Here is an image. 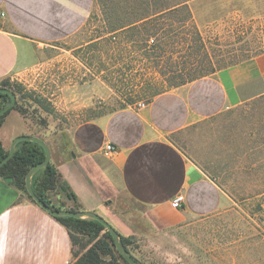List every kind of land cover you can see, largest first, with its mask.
I'll use <instances>...</instances> for the list:
<instances>
[{
    "label": "crops",
    "instance_id": "obj_1",
    "mask_svg": "<svg viewBox=\"0 0 264 264\" xmlns=\"http://www.w3.org/2000/svg\"><path fill=\"white\" fill-rule=\"evenodd\" d=\"M94 5L95 0H0V81L32 68L41 46L76 34ZM261 95L264 53L163 91L142 107L81 116L70 127H59L53 133L57 140L46 139L59 184L75 197L61 187L52 193L68 207L98 213L124 236L165 234L216 213L232 198L175 135ZM11 113L17 119L9 125ZM19 135L39 136L29 118L11 109L0 127L5 149ZM107 143L116 151L107 154ZM178 193L185 203L175 209L171 200ZM127 201L139 213L124 210ZM72 256L67 227L0 177V264H70Z\"/></svg>",
    "mask_w": 264,
    "mask_h": 264
},
{
    "label": "rangeland",
    "instance_id": "obj_2",
    "mask_svg": "<svg viewBox=\"0 0 264 264\" xmlns=\"http://www.w3.org/2000/svg\"><path fill=\"white\" fill-rule=\"evenodd\" d=\"M153 1L95 0L89 19L76 34L41 46L39 61L12 79L22 84V94L43 96L42 105L29 97L21 100L38 137L57 140L53 133L81 116L148 103L151 93L176 87L169 84V78L177 75L171 70L201 63L195 61L197 55L185 62L188 52L178 41L190 32L188 27L160 26L164 37L153 34L143 43L137 35L114 31L143 15ZM189 4L212 54L238 45L239 38L228 37L229 29L264 16V0H189ZM206 57L202 53L198 59L207 64ZM220 63H215L216 71L229 62ZM89 102L90 107H78ZM16 119L11 113L7 123L15 124ZM175 141L229 194L231 204L191 218L169 233L131 235L130 253L144 264H264V95L197 122L175 135ZM52 192L49 198L55 205L72 208L58 202ZM121 206L130 214L139 213V207L128 201Z\"/></svg>",
    "mask_w": 264,
    "mask_h": 264
},
{
    "label": "trees",
    "instance_id": "obj_3",
    "mask_svg": "<svg viewBox=\"0 0 264 264\" xmlns=\"http://www.w3.org/2000/svg\"><path fill=\"white\" fill-rule=\"evenodd\" d=\"M256 22L259 23V26L255 27L253 25ZM160 26H179L177 29L190 28L187 36L184 35L178 41L186 49V52H188L187 58L189 59L185 62L191 63V57L197 55L199 58L203 53L204 56H207L206 63L210 65L203 64V60L200 61L198 58H195V61L201 63L196 65L197 67L187 66L183 63L185 64L183 68L171 70V72L177 74L175 78H169V84L173 86L183 85L215 73L217 69L215 63L221 64L220 61L223 63L229 62L220 66V69H223L264 53L263 16L262 19H253L250 24L234 26L229 29L228 37L234 36L239 38V42L237 41L238 45H233L232 43L235 49L232 47L227 52L221 49L219 54H212L211 49L213 48H210L208 45L209 41L201 35L197 28L198 25L194 21L189 0H167L165 2L160 0L157 2L154 0L152 3L149 2V8L143 15L136 17L133 21L116 27L114 31L122 29V33L124 34L130 33L131 35H137L143 43V41H148V37L153 34L160 35L161 38L164 37L165 33H160L162 29ZM152 41L155 40L152 39ZM196 46L198 49H196ZM146 47L147 45L145 47L143 46L146 51L145 53H149ZM0 86L10 89L15 95L21 94V97L17 98L11 109L18 110L26 118H29V108L21 102L22 99L24 100L29 97L35 103L39 105L43 104V96L41 94L35 92L22 94V84L14 82L10 78L1 80ZM159 93L161 92L156 91L151 93L148 101H151ZM10 100L11 97L8 93L0 92V109L6 106ZM46 109L48 110V108ZM9 111L0 116V127ZM8 152L9 150L5 149L0 140V162L8 155ZM44 159L45 149L42 144L30 140L19 141L15 146L13 156L0 167V177L12 178V182L20 190L25 192L29 198L33 199L27 190V175L34 165L42 162ZM59 180L57 169L50 162L45 167L40 168L32 178V186L36 195L55 209H61L62 207L55 205L50 200V192L61 187L69 197H75L65 185L59 184ZM70 210L79 211L78 208L74 207L70 208ZM56 218L67 227L70 234L72 254L74 257V260L70 264H131L127 256L118 250L111 232L98 220L67 215L56 216ZM119 238L121 245L130 252L129 246L132 243L131 236H124L119 233ZM131 255L133 259L138 260L133 254Z\"/></svg>",
    "mask_w": 264,
    "mask_h": 264
},
{
    "label": "water",
    "instance_id": "obj_4",
    "mask_svg": "<svg viewBox=\"0 0 264 264\" xmlns=\"http://www.w3.org/2000/svg\"><path fill=\"white\" fill-rule=\"evenodd\" d=\"M0 92L8 93L11 97L10 102L6 106H4L3 108L0 109V116H1V115L5 114L6 112H8L14 106V104L17 100V96L10 89L2 87V86H0ZM23 140H30V141L38 142V143L42 144L44 149H45V159L42 162L34 165L27 175V179H26L27 189H28L29 194L32 196V198L42 208H44L49 213H51L55 216L67 215V216H74L77 218L89 217V218H93V219L98 220L111 232L118 250L123 255L127 256L128 260L131 264H144V263L132 258L131 253L121 245L120 238H119V232L98 213L92 212V211H72V210H68V209H55L54 207H51L49 204H47L46 202L41 200L36 195V193L34 192L32 183H31V177L33 176V174L37 170H39L40 168L45 167L46 165L49 164L50 156H51L49 146L41 138L34 136V135H19V136L15 137L13 139L11 145H10L8 155L0 162V167L13 156V154L15 152L16 144L19 141H23ZM4 179L8 182H12V178L6 177Z\"/></svg>",
    "mask_w": 264,
    "mask_h": 264
},
{
    "label": "built area",
    "instance_id": "obj_5",
    "mask_svg": "<svg viewBox=\"0 0 264 264\" xmlns=\"http://www.w3.org/2000/svg\"><path fill=\"white\" fill-rule=\"evenodd\" d=\"M2 16L5 15L4 12L1 13ZM146 103H140L138 107L144 106ZM116 146L112 143H107L105 145V152L107 154H111L116 151ZM185 203V195L183 193H178L174 198L171 200V206L175 209H180L183 207V204Z\"/></svg>",
    "mask_w": 264,
    "mask_h": 264
}]
</instances>
